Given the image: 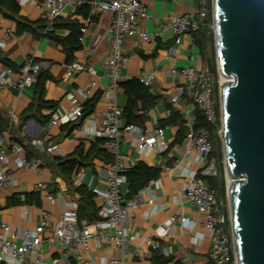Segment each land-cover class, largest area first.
Segmentation results:
<instances>
[{"label":"built area","instance_id":"obj_1","mask_svg":"<svg viewBox=\"0 0 264 264\" xmlns=\"http://www.w3.org/2000/svg\"><path fill=\"white\" fill-rule=\"evenodd\" d=\"M35 0H22L20 5L33 4ZM90 6V17L85 19L81 28L80 41L85 44L86 33L89 26L95 22L96 17L102 14H110V25L107 40L110 42V50L103 61L104 76L108 84L103 88V95L108 98L109 104L103 111L99 121H88L86 118L79 132L90 141L101 140L102 146L113 157V161L97 167V172L106 180L104 188L92 189L94 200L98 207L99 218L94 221H82L78 219V203L71 202L64 207L57 222L51 227L50 213L46 209L41 210L40 222L34 229L19 228L7 222H0V263L6 264H59L50 262L42 254V247L46 241L57 239L62 248L67 252H74L80 262H67V264H125L122 258L104 257L100 261L90 256L91 240H96L99 245L110 244L123 253L131 250L135 241H138L136 255H139L143 246L156 250L161 248L160 238L165 233H170L174 222L179 219L183 228L193 229L198 220L189 219L183 213L171 217L156 230L157 236L139 235L131 228V218L135 210L144 205H153L155 197H146L139 192L132 197L124 196L123 185L127 182V171L132 167L128 155L121 149L122 142L134 131L138 135L133 138V146L138 152H146L152 149L164 150L167 146L165 127L155 121V129L152 132L144 131L142 127L134 124H124L122 121L123 107L117 102V94L120 83L125 79L124 70L130 62V55L124 48L125 41L133 36L140 35L146 42L164 38L171 33L175 41L180 42L181 35L192 33L200 28L201 23L210 12V0H197V15L177 13L169 18L158 20L151 15L142 0H46L38 4L41 10V19L46 23L44 33H56V21L61 18L67 6L74 7V13L80 5ZM95 18H94V17ZM153 18L159 22L154 33L141 28L142 21ZM11 31L6 32V36ZM0 38V50L7 45V37ZM93 49L84 48L82 57H76L67 64L66 76L78 80L82 72L88 73L90 80L84 86H78L72 93L67 94L66 99L72 107L71 112L63 114L53 111L51 125L68 124L80 119L85 110L86 101L92 96L99 86L97 69L91 60ZM52 62L47 59L30 57L21 66L12 67L0 62V91L7 88L24 90L34 86L38 76L48 72ZM172 75L181 74L186 82L177 87L170 101L178 108L183 109L185 125L188 128L184 139L185 154L190 156L196 151L197 162L202 168L191 172L192 180L183 188V197L195 206L202 214V226L209 232L211 239L210 260L215 264H237L235 245L232 233L231 215L227 213L225 203L218 201L217 192L205 183L202 175H218L215 159L210 160L209 154L213 149L212 135L209 129L193 126L194 112L185 108L188 100H192L194 109L202 110L209 121L215 122L217 112L215 108V77L207 68L189 66L170 70ZM139 80L147 87L153 88L156 72L143 70L138 76ZM233 79V78H232ZM222 81H220V84ZM3 144V145H2ZM0 146V191L15 186L18 183L14 168L5 167L9 154L12 155L16 169L26 171L42 170L49 160H53L55 154L61 151L59 143L34 138L30 144L43 149L46 156L28 154L24 151L25 145L19 142L11 144L2 143ZM6 144V145H5ZM86 174V168L77 171L76 182L82 184ZM36 192H43V182H36ZM65 189L58 187L55 194L46 192L49 202L55 203L63 198ZM18 201L27 202V194L20 193ZM230 231L226 228L229 224ZM52 228L53 239L46 236ZM163 254L170 257L174 248L168 245L163 248Z\"/></svg>","mask_w":264,"mask_h":264},{"label":"crops","instance_id":"obj_2","mask_svg":"<svg viewBox=\"0 0 264 264\" xmlns=\"http://www.w3.org/2000/svg\"><path fill=\"white\" fill-rule=\"evenodd\" d=\"M19 3L22 0H17ZM46 0H35L33 4L21 5V16L30 20L41 19V10L38 4ZM147 6L148 12L156 16L158 20L169 18L177 13L197 15V0H142ZM68 17L78 18L83 24L85 19L74 13V7H66L62 19ZM110 14H102L96 17L95 22L89 26L86 33L84 48L93 49L91 60L93 61L99 76V86L92 96L101 91L102 95L98 100L93 113L87 117L88 121H99L103 111L109 104L108 98L103 95V88L108 84L104 76L103 61L110 50V42L107 40L110 25ZM204 22V21H203ZM202 22V23H203ZM201 23V24H202ZM159 22L153 18L142 21L141 28L150 33H154ZM11 31L6 36L7 31ZM65 28L57 29L55 33L58 37H65L69 34ZM7 37V45L0 50V58L11 61L15 67L21 66L30 57L37 59H47L52 62L48 73L52 79L44 82V99L47 102L58 103L55 111L67 114L72 107L66 99L67 94L72 93L78 86H84L90 80L86 72L78 76L77 81L66 76L67 56L63 47L54 39L43 36L34 37L31 33H16V23L12 19L5 17L0 11V38ZM84 48L76 53V57H82ZM124 48L131 59L124 70L125 79L137 77L143 70H153L156 72L154 87L151 91L160 95L159 102L149 110H142L139 103V112L145 114L146 119L142 126L144 131L152 132L155 129V121L167 119L170 115L168 105L172 104L181 111L183 118L186 119L183 109L178 108L170 101V97L175 93L177 87L184 85L186 80L181 75H172V67L182 68L198 66L207 68L200 49L194 43L191 33L181 35L180 42L175 41V36L171 33L164 38L156 39L151 42L144 41L140 35L128 38L124 43ZM1 62V61H0ZM37 82L34 86L22 91L7 88L0 91V114L3 121L0 124V146L2 143L11 144L20 139L25 145L24 151L32 152L37 155L46 156L43 149L30 144L34 138L45 141H54L60 144L61 151L55 154V158H66L74 154L79 145L83 144L89 148L93 141L85 138L79 132L81 128V118L68 124L51 125V119L47 122L39 120L42 115H51L52 110L42 106L38 110L37 105ZM91 96V97H92ZM117 102L121 107H125L128 97L122 87L118 90ZM32 103L36 106L29 111ZM185 108L195 112L192 100H188ZM28 110V112H26ZM31 114L32 117L20 126L22 116ZM165 127L167 146L164 150L157 148L146 152H138L133 146V138L138 135V131L133 132V136L127 137L121 144V149L128 155L132 166L143 161L152 166L162 168L158 179L152 180L140 192L148 197H155L153 205H144L135 210L131 218V228L139 235L157 236L156 230L165 224L167 220L175 215L183 213L189 219L198 220L193 228H183L181 220L177 219L170 233H165L160 238L161 248L172 245V260L168 264H209L211 239L209 232L202 226L203 216L198 209L183 197V188L192 180L191 172L202 168V164L195 158L198 156L196 151H192L190 156L185 154L184 141H176L180 126L170 124ZM5 144V145H6ZM3 145V144H2ZM107 163L94 159L93 165L87 166L84 177V184L90 190L95 187L104 188L106 180L98 174L97 167ZM5 167L14 168L13 157L9 154ZM18 183L10 188L0 191V222H7L19 228L34 229L40 222L41 210L46 209L50 213L51 227L57 222L64 207L71 202L78 203L79 194L76 191V174L67 177L61 173L54 165H46L42 170L26 171L22 169L14 170ZM43 182L45 190L36 192L34 185L36 182ZM81 185V184H80ZM58 187L65 189L66 194L59 198L55 203H51L46 198V192L56 193ZM123 194L128 197L129 183L123 185ZM27 194L26 204L18 201L20 193ZM29 193V195H28ZM227 228V227H226ZM229 231L231 226L227 228ZM46 236L53 239L52 228ZM158 237V236H157ZM138 248V241H135L131 250L123 253L110 244L99 245L96 240H91L90 256L100 261L104 257H118L124 260L125 264H152L151 248L142 247L139 255L135 251ZM43 256L50 262L67 264V262H80L74 252L65 251L61 242L57 239L46 241L42 247ZM6 264V263H0Z\"/></svg>","mask_w":264,"mask_h":264},{"label":"water","instance_id":"obj_3","mask_svg":"<svg viewBox=\"0 0 264 264\" xmlns=\"http://www.w3.org/2000/svg\"><path fill=\"white\" fill-rule=\"evenodd\" d=\"M212 3L236 261L264 264V0Z\"/></svg>","mask_w":264,"mask_h":264},{"label":"trees","instance_id":"obj_4","mask_svg":"<svg viewBox=\"0 0 264 264\" xmlns=\"http://www.w3.org/2000/svg\"><path fill=\"white\" fill-rule=\"evenodd\" d=\"M0 11L2 14L15 21L16 23V33H31L36 38H41L43 36L50 37L56 40L64 49L67 56V62L70 63L76 58V53L83 49V44L80 41V36L82 34L81 28L84 24L78 18L68 17L66 19L59 18L56 23V29L65 28L70 32L65 37H58L55 33H44L46 23L40 19L37 21H30L23 16H21V5L17 0H0ZM76 15L83 17L84 19L90 17V6L83 4L78 6ZM94 17V16H93ZM95 18V17H94ZM214 20H213V3L210 0V12L208 17L200 25V28L191 33L194 43L200 49V53L203 57L204 63L216 78L218 76V66L214 60L208 57V48L210 43H212L214 38ZM0 61L15 67L14 64L5 58H0ZM48 79H52V76L48 72H43L38 76L37 79V105L38 110L44 106L48 107L52 111H55L58 103L56 102H47L44 99V82ZM120 86L124 89L128 102L123 108L122 121L124 124H134L142 126L145 122L146 116L143 113L139 112V103L142 104V110H149L155 106L161 99L160 95L154 94L151 91L150 87L145 86L138 77L131 79L123 80L120 83ZM102 95L101 91L96 92L92 97H90L85 103L84 114L81 117V122L90 116L95 106ZM36 106L35 103H32L29 107V111ZM170 110V115L167 119L159 121L161 126H166L170 124H178L180 126L179 132L176 137V141L181 143L184 141L188 133V128L185 125V119L181 114V111L174 107L172 104L168 105ZM215 108L217 112V119L215 122L208 120L206 114L200 110L198 107L195 108V120L193 126L195 129L206 127L209 129L212 135L213 149L209 154V159H221L223 156L222 150L219 151L221 139H220V129L222 128V111L221 106L218 103H215ZM28 112V110L26 111ZM25 114L22 116V122L19 127H22L28 119L32 117L31 114ZM42 122H47L51 119V115H42L39 120ZM3 121V117L0 114V124ZM81 123V124H82ZM18 142H22L20 139H16ZM32 155L34 153L28 152ZM100 159L104 162L111 163L113 157L109 152L102 146L101 140H96L91 143L89 148H86L83 144L79 145L76 152L66 158H55L49 160L47 165H54L57 169L70 177L75 174L80 168L93 165L94 159ZM162 168L159 166H152L143 161L138 162L132 166L127 171V182L129 183V195L132 197L135 194L139 193L143 188H145L150 181L156 180L161 175ZM205 183L211 188L215 189L217 192L218 201L226 203V186L223 174V168L221 169V174L217 176L213 175H202ZM77 193L79 194L78 198V219L79 222L82 221H94L99 218L98 207L94 200V193L84 184L77 186ZM29 195V193H28ZM230 225H226L228 228ZM152 264H168L172 258L166 257L163 252L159 249L152 250L151 254ZM209 264H215L210 261ZM234 264V263H232Z\"/></svg>","mask_w":264,"mask_h":264},{"label":"rangeland","instance_id":"obj_5","mask_svg":"<svg viewBox=\"0 0 264 264\" xmlns=\"http://www.w3.org/2000/svg\"><path fill=\"white\" fill-rule=\"evenodd\" d=\"M207 53H208V57L212 58L214 60V62L217 64V66H218L215 40L212 43H210ZM222 80H223L222 76L218 73V76L215 78L214 100H215V103L220 104V106H221L220 81H222ZM221 130H222V128L220 129L219 133L221 132ZM220 139H221V144H220L219 151L222 150L223 156L221 157V159H215L216 168L218 169L219 175L221 174V169L223 168V174H224V180H225V186H226V203H225V207H226L227 213H229L231 215V206H230V203H229V198H228V193H227L228 192L227 190H228V185H229V179H228V176L226 174V159H225V153H224V143H223V139L221 137V134H220ZM122 192H123V188H122Z\"/></svg>","mask_w":264,"mask_h":264},{"label":"bare ground","instance_id":"obj_6","mask_svg":"<svg viewBox=\"0 0 264 264\" xmlns=\"http://www.w3.org/2000/svg\"><path fill=\"white\" fill-rule=\"evenodd\" d=\"M229 181H230V178H229Z\"/></svg>","mask_w":264,"mask_h":264}]
</instances>
